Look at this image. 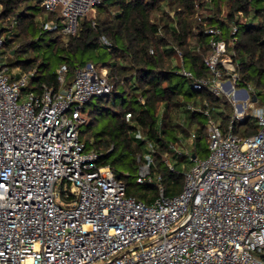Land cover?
<instances>
[{"label": "built area", "instance_id": "obj_1", "mask_svg": "<svg viewBox=\"0 0 264 264\" xmlns=\"http://www.w3.org/2000/svg\"><path fill=\"white\" fill-rule=\"evenodd\" d=\"M100 3L43 0L61 23L47 21L42 28L75 36ZM237 31L232 27L231 45ZM205 33L211 36L204 60L211 77L195 78L179 50L176 72L195 90L226 96L231 125L224 130L206 110L207 157L187 156L183 190L173 196L165 195L157 176L159 196L152 204L128 195L112 168L98 164L100 154L81 141L84 106L112 93L107 70L89 63L65 87L62 67L59 89L27 90L32 74L15 75L5 65L0 33V264H264V105L250 87L237 86V65L222 30ZM247 118L258 131L240 138L233 125ZM136 138L144 139L140 131ZM148 149L139 183L153 180L152 142Z\"/></svg>", "mask_w": 264, "mask_h": 264}, {"label": "trees", "instance_id": "obj_2", "mask_svg": "<svg viewBox=\"0 0 264 264\" xmlns=\"http://www.w3.org/2000/svg\"><path fill=\"white\" fill-rule=\"evenodd\" d=\"M42 1L0 0V23H8L1 30L11 32L5 37L4 63L10 70L32 74L29 84L37 93L43 85L61 87L58 70L62 67H66L65 87L89 63L107 70L112 93L84 106L80 138L87 151L100 154L98 164L111 167L127 194L138 200L152 204L157 199V176L162 178L165 195L183 190V171L191 160L180 158L172 170L168 159L175 154L173 147L180 146V136L189 138L194 132L198 150L193 154L207 157L206 110L216 121L222 120L224 130L231 125L233 107L224 96L205 88L195 90L192 80L176 72L181 66L177 50L195 78H210L204 60L211 53V36L205 30L221 29L230 44L236 26L237 40L228 48L237 65V86L250 87L264 105V0H101L95 18H83L75 36L42 28V18L61 19L59 13L45 11ZM102 38L111 46L102 45ZM189 105L202 111L192 112L181 125ZM217 108L224 112H216ZM232 130L245 138L255 134L258 126L247 118L235 122ZM138 131L143 140L136 138ZM149 142L155 147L153 180L139 183L140 167L150 154Z\"/></svg>", "mask_w": 264, "mask_h": 264}, {"label": "crops", "instance_id": "obj_3", "mask_svg": "<svg viewBox=\"0 0 264 264\" xmlns=\"http://www.w3.org/2000/svg\"><path fill=\"white\" fill-rule=\"evenodd\" d=\"M41 25L44 23V22H47V21H56V22H58V23H61V19H59V21H57V20H47L46 18H42L41 20ZM15 24H13V26H14ZM1 33V32H0ZM3 35V34H2ZM4 36V35H3ZM102 68H104V67H102ZM11 72H13V73H15V75H18V74H21V73H25V72H22L20 69H18V68H14V69H12L11 70ZM34 86H31L29 89H31V90H34ZM35 91V90H34ZM36 92V91H35ZM188 110V109H187ZM189 111V110H188ZM199 112H201V111H199ZM216 112H218V113H221V112H224V108H217L216 109ZM191 114H192V112H187L186 114H185V116H183L182 115V117H181V119H180V123H181V125H183V124H185V123H187V117H189V116H191ZM233 114V113H232ZM85 115V114H84ZM252 119V118H251ZM252 121H255V120H253L252 119ZM221 124H222V120H220L219 121ZM255 123H256V121H255ZM257 124V123H256ZM195 134V136H193ZM198 134H197V132H194V133H192L191 134V136L189 137V138H186V137H183V136H180V139H181V141H180V146H178L176 149H178V151H180L179 153L180 154H178L177 152H175V154L173 155V156H170L169 157V159H168V161H170L171 162V159L172 158H174V159H176V161H174V162H178L179 160H180V156H182L183 158H186V159H189L188 157H189V154L192 156L193 155V158L194 157H196L193 153L194 152H196V150H198V148H197V146H196V144H195V139H196V136H197ZM207 137H208V134H207ZM175 151V150H174ZM188 156V157H187ZM172 163V162H171ZM191 165V163H189V164H186V168L184 169V171L186 170V169H188L189 168V166ZM183 171V172H184Z\"/></svg>", "mask_w": 264, "mask_h": 264}, {"label": "rangeland", "instance_id": "obj_4", "mask_svg": "<svg viewBox=\"0 0 264 264\" xmlns=\"http://www.w3.org/2000/svg\"><path fill=\"white\" fill-rule=\"evenodd\" d=\"M95 16H96V14H95ZM92 17H93V15H89V16L86 17V18H88V19H92ZM5 27H8V23H4V24H3V22H1V23H0V32L3 33L4 37H8L9 34H11V32H10V33H7L6 30L2 31L3 28H5ZM1 29H2V30H1ZM4 51H6V48H4L3 52H4ZM2 54H3V58H4V53H2ZM31 86H33V85H30V84H29V87H31ZM224 97L227 99L226 96H224ZM227 100H228V99H227ZM89 110H90V107H88V111H89ZM84 118H86V115H84ZM180 158H182V156H180ZM174 161H176V159L172 158V159H171L172 164L174 163Z\"/></svg>", "mask_w": 264, "mask_h": 264}, {"label": "water", "instance_id": "obj_5", "mask_svg": "<svg viewBox=\"0 0 264 264\" xmlns=\"http://www.w3.org/2000/svg\"><path fill=\"white\" fill-rule=\"evenodd\" d=\"M64 93H66L65 91H63ZM254 100H256V98H254Z\"/></svg>", "mask_w": 264, "mask_h": 264}]
</instances>
